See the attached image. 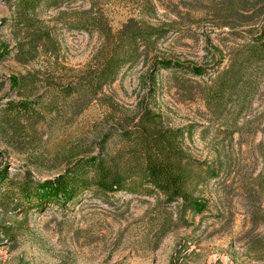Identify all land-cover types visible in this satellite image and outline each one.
I'll list each match as a JSON object with an SVG mask.
<instances>
[{
    "label": "rangeland",
    "instance_id": "rangeland-1",
    "mask_svg": "<svg viewBox=\"0 0 264 264\" xmlns=\"http://www.w3.org/2000/svg\"><path fill=\"white\" fill-rule=\"evenodd\" d=\"M139 1L100 0L91 7L90 0H67L54 7L40 0L24 22L16 0H0V169H8L0 194L24 174L42 180L80 157L112 150L115 128L147 105L165 125L182 128V143L193 156L218 167L196 191L206 207L184 212L183 222L180 200L167 201L158 191L88 187L63 203L23 212L0 197V264H264L251 248L264 236V68L233 132L231 116L212 112L200 92L230 48L248 38L246 26L219 24L226 13L219 9L222 0H152L153 12ZM96 12L112 31L134 16L165 23L167 32L83 106L58 90L92 63L102 37L77 19ZM35 30L48 32L52 42L30 60L20 59L19 41ZM166 58L175 63L158 62ZM193 63L205 72L192 73ZM13 75L22 83L13 84ZM19 99L35 100L43 116L36 122L11 118L10 102ZM7 226L14 237L3 232Z\"/></svg>",
    "mask_w": 264,
    "mask_h": 264
},
{
    "label": "trees",
    "instance_id": "trees-1",
    "mask_svg": "<svg viewBox=\"0 0 264 264\" xmlns=\"http://www.w3.org/2000/svg\"><path fill=\"white\" fill-rule=\"evenodd\" d=\"M39 1L16 0L19 18L24 22L31 18ZM45 1L54 7L67 2ZM99 1L90 0L91 7ZM139 2L144 11H154L152 0ZM221 3L219 9L226 13L219 16V24L246 26L244 31L249 35L230 48L227 62L200 87V92L205 106L212 112L231 116L227 125L233 132L238 128L236 117L252 103L260 79L259 69L264 68V0H253L252 3L248 0H222ZM233 20L237 22L233 23ZM77 25L95 29L102 37L92 63L85 71L76 79L59 85L58 92L68 95L77 104L84 102L83 106L99 98L102 87L116 78L123 65L138 60L167 32L165 23L153 24L134 16L128 17L121 27L112 31L100 12L79 16ZM51 42L48 32L35 30L28 41H19L18 57L30 60L39 46ZM24 43H28L27 47H23ZM158 62L163 66L175 63L167 58ZM188 68L197 75L205 72L201 64L193 63ZM11 79L13 84L22 83L20 76L13 75ZM34 102L28 99L10 102L9 110L13 113L9 116L36 122L43 115L35 110ZM113 135L118 138V145L112 150L96 157H80L53 177L34 180L29 174H24L22 180L13 183L0 197H7L14 208L20 207L23 212L27 207H42L51 201L63 203L88 187L104 192L123 188L158 191L167 201L180 200L179 219L183 222H187L184 212L189 211L193 215L206 207V198L196 191L210 176L218 174V167L196 158L184 147L181 127L165 125L159 111L144 105L135 116L126 117V121L115 128ZM7 174L6 167L0 169V182ZM2 230L10 237L15 236L10 233L9 226ZM251 248L256 256L264 258V236L253 239Z\"/></svg>",
    "mask_w": 264,
    "mask_h": 264
}]
</instances>
